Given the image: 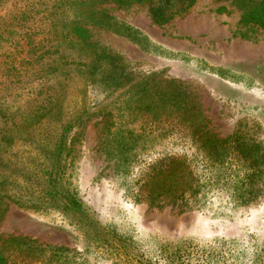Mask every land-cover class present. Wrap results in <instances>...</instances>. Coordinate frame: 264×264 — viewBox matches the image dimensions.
Wrapping results in <instances>:
<instances>
[{
    "label": "rangeland",
    "instance_id": "1",
    "mask_svg": "<svg viewBox=\"0 0 264 264\" xmlns=\"http://www.w3.org/2000/svg\"><path fill=\"white\" fill-rule=\"evenodd\" d=\"M258 1L197 0L186 14L158 25L147 4L119 9L114 0H0V235L65 247L67 264L126 263L115 245L89 246L59 211L13 201L21 192H38L49 169L43 152L77 121L68 133L67 176L102 227L153 260L161 247L192 245L182 264H264V179L248 203L215 178L184 202L151 206L139 192L149 167L168 156L190 160L195 152L184 139L188 129L154 130L144 118L127 115L125 103L133 81L151 74L175 79L185 83L188 102H195L211 133H240L264 146V30L243 20ZM91 3L131 33L87 23L83 11ZM77 21L88 30L89 45L83 37L82 45L70 47ZM102 50L107 62L99 60ZM111 113L141 136L131 145L126 179L120 173L126 167L116 166L104 146ZM199 159L193 161L202 182L219 178Z\"/></svg>",
    "mask_w": 264,
    "mask_h": 264
},
{
    "label": "trees",
    "instance_id": "2",
    "mask_svg": "<svg viewBox=\"0 0 264 264\" xmlns=\"http://www.w3.org/2000/svg\"><path fill=\"white\" fill-rule=\"evenodd\" d=\"M247 1L251 4L255 0ZM114 2L119 9L130 7L135 3L147 4L152 21L163 25L177 16L186 14L197 0H114ZM222 9L225 8H219ZM83 14L87 23L116 27V32L123 31L126 35L131 33L128 26L120 23L114 25L113 18L108 12L98 9L94 3H91ZM243 20L247 23L253 21L264 30V0L252 5L245 12ZM71 32L74 35L69 39L70 47L82 45L79 38L83 37V42L89 45L88 30L79 21L71 28ZM105 59H108V54L102 50L99 60L107 62L108 60ZM102 68L106 70V67ZM186 89L185 83L175 79L164 80L156 74L133 81L130 100L125 102L129 110L127 115L144 118L154 130H162L163 127H167V130L168 128L188 129L189 132L184 134V139L190 143L195 152L193 159L190 160L181 156H168L159 163L152 164L142 186L143 190L139 192L147 193L151 206L161 208L163 204L175 205L178 201L184 202L187 198L200 194V191L207 188L216 178V182L222 181L225 186L233 185L234 195H238L242 203H248L250 200L247 201L246 196L252 195L255 185L264 179V146L246 142L245 137L240 133L226 138L211 133L205 126L201 111H196L195 102H188ZM109 116L104 124L108 134L104 146L109 159H115L116 166L126 167L120 172L126 179L133 165L128 157L131 153V145H136L141 136H136L137 130H133L128 124L119 125L112 113ZM137 121L133 120L131 123ZM76 122L69 123L61 133L54 136L52 148H47L43 152L45 165L49 169L45 171L47 176L37 184L38 192H21L17 196H12L13 201L21 206L59 211L78 227L89 246H117L119 257L126 262L125 264H182L186 257L189 256L190 259L189 254L195 249L192 245L180 248H171L167 245L158 250L155 260L148 258L139 247L102 227L83 206L67 176L69 170L67 159L73 153V144L69 141L68 133ZM199 158L203 167L216 170L219 178L211 176L206 182H202L196 174L193 161L195 159L196 163H199ZM234 167L235 170H232ZM22 194H27L28 200H23ZM7 197H10L9 193ZM67 251L65 247L43 248L32 239L12 236L3 238L0 235V264H39L46 255L48 257L43 264H67L64 256Z\"/></svg>",
    "mask_w": 264,
    "mask_h": 264
}]
</instances>
